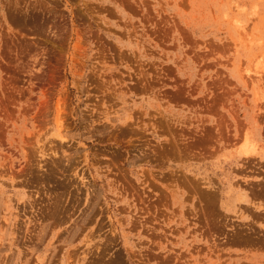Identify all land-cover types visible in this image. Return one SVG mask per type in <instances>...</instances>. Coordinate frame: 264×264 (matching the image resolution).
Here are the masks:
<instances>
[{
    "label": "rangeland",
    "instance_id": "1",
    "mask_svg": "<svg viewBox=\"0 0 264 264\" xmlns=\"http://www.w3.org/2000/svg\"><path fill=\"white\" fill-rule=\"evenodd\" d=\"M0 264H264V0H0Z\"/></svg>",
    "mask_w": 264,
    "mask_h": 264
},
{
    "label": "bare ground",
    "instance_id": "2",
    "mask_svg": "<svg viewBox=\"0 0 264 264\" xmlns=\"http://www.w3.org/2000/svg\"><path fill=\"white\" fill-rule=\"evenodd\" d=\"M245 151V150H244ZM247 152V151H246Z\"/></svg>",
    "mask_w": 264,
    "mask_h": 264
}]
</instances>
